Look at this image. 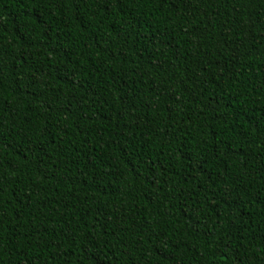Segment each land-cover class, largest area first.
I'll list each match as a JSON object with an SVG mask.
<instances>
[{
  "label": "trees",
  "instance_id": "1",
  "mask_svg": "<svg viewBox=\"0 0 264 264\" xmlns=\"http://www.w3.org/2000/svg\"><path fill=\"white\" fill-rule=\"evenodd\" d=\"M0 264H264V0H0Z\"/></svg>",
  "mask_w": 264,
  "mask_h": 264
}]
</instances>
